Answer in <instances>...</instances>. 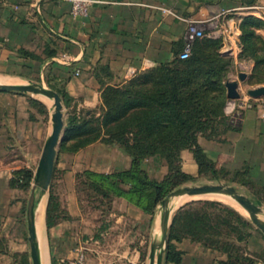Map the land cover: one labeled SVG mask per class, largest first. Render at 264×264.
<instances>
[{
	"label": "crops",
	"instance_id": "1",
	"mask_svg": "<svg viewBox=\"0 0 264 264\" xmlns=\"http://www.w3.org/2000/svg\"><path fill=\"white\" fill-rule=\"evenodd\" d=\"M101 1L84 17L72 19L69 3L63 0H0V81L20 78L60 89L66 98L64 103L61 100L64 123L68 113L98 116L104 86L122 84L143 70L169 62L182 46L185 23L162 13L161 7L182 17L207 20L204 31L211 25L219 30L233 58L232 71L227 74L231 80L239 73L247 75L252 67L250 61L236 59L232 28L236 22L227 15L219 16L217 22L208 20L220 10L264 5V0ZM256 31L264 36V27ZM61 53L69 57L68 63L55 61ZM49 113L47 102L39 96L0 91V264H29L21 215L26 190L12 186L10 178L17 169H29L33 175L50 131ZM230 124L231 128L216 137L197 135L196 142L216 168L226 170L243 187L244 195L260 207L264 218V119L253 106ZM59 144L49 187L65 217L46 229L47 196L42 198L36 211L41 264L72 258L75 243L83 239L92 241L84 264H147L157 204L147 213L126 198L114 196L103 213L92 209L99 215L88 224L74 184L75 174L83 170L103 174L126 170L130 157L118 145L99 140L74 151H59ZM179 158L181 170L197 176L191 150H180ZM143 168L149 179L161 180L167 172L163 153L148 155ZM173 244L180 252L177 264H220L225 259L224 253L188 238ZM245 248L254 256V264H264V236L254 226Z\"/></svg>",
	"mask_w": 264,
	"mask_h": 264
},
{
	"label": "trees",
	"instance_id": "2",
	"mask_svg": "<svg viewBox=\"0 0 264 264\" xmlns=\"http://www.w3.org/2000/svg\"><path fill=\"white\" fill-rule=\"evenodd\" d=\"M263 27L264 21L252 14L237 24L240 34L236 59L252 63L244 79L255 84L264 83V36L256 32ZM182 46L169 62L143 70L122 84L104 86L98 116L67 114L59 151H74L99 140L118 145L130 157L126 170L110 174L83 170L75 174L79 201L91 204L92 209L103 213L114 196H122L151 213L167 192L194 179L180 168L182 149L191 150L197 176L218 180L227 175L205 156L196 137L213 138L231 128L223 106L227 99L225 76L233 59L220 53L219 37L195 38L188 56L178 59ZM53 89L66 102L63 91ZM154 152L163 153L167 167L159 181L149 179L143 168V160ZM31 176L29 169L13 170L10 184L27 190ZM64 217L50 185L44 209L46 229ZM252 227L238 211L218 201L186 202L172 215L163 264L178 263L180 252L173 242L182 238L224 253L220 264H254V256L245 248Z\"/></svg>",
	"mask_w": 264,
	"mask_h": 264
},
{
	"label": "water",
	"instance_id": "3",
	"mask_svg": "<svg viewBox=\"0 0 264 264\" xmlns=\"http://www.w3.org/2000/svg\"><path fill=\"white\" fill-rule=\"evenodd\" d=\"M220 53L229 55L231 51L225 49L220 51ZM245 76V73H239L238 79L243 80ZM224 87L227 99H235L239 96L237 82L235 80L226 81ZM0 91L39 96L47 102L50 111V131L42 144L36 167L30 181L25 213L29 264H40L34 224V210L42 195L47 196L56 148L63 132L64 117L61 99L53 89L45 87V85L41 83L38 84L29 80L19 83L0 82ZM246 93L251 97L264 95V86L248 89ZM203 193H220L229 196L245 210L247 213L246 219L264 236V218L261 216L260 207L253 203L247 196L240 193L234 186L225 183H204L192 186L184 185L167 192L156 205L154 211L156 230L148 247L146 255L147 264H162L163 253L167 242V231L172 215L178 207L184 204L182 203L172 208L170 204L171 200L177 196H191Z\"/></svg>",
	"mask_w": 264,
	"mask_h": 264
},
{
	"label": "built area",
	"instance_id": "4",
	"mask_svg": "<svg viewBox=\"0 0 264 264\" xmlns=\"http://www.w3.org/2000/svg\"><path fill=\"white\" fill-rule=\"evenodd\" d=\"M69 3V16L72 19L78 17H84L87 14L88 9H90L93 5L102 3L101 0H63ZM162 13L169 14L175 19L182 21L185 23L186 27L183 34V46L181 51L177 54L178 59H185L188 56L190 45L195 38H200L203 35H206L211 38L219 37L221 39V46L219 51L229 49L226 47V42L224 38L220 35L219 30L214 28L212 25L209 30H203V24L205 21H197L191 18L182 17L173 13L170 9L167 8H159ZM247 14H252L258 18L264 19V5L261 4H243L236 8H230L225 10H220L216 15H214L208 21L217 22V18L221 15H227L230 20L235 21L236 24L232 26L234 31V40L235 44H238V36L240 34L237 24L240 22L243 17ZM228 22V20H227ZM238 48V46H237ZM230 50V49H229ZM231 51V50H230ZM58 63L66 64L69 61V57L65 53L59 54V56L55 59ZM77 73L76 71L74 72ZM231 106L227 109V113L229 114L230 121H236L240 117V114L243 110L249 109L253 106H257L260 111L261 119H264V95L258 97H251L246 92H239V96L235 99H230ZM92 241L87 239L80 240L75 243L72 251L73 257L70 259H58L59 264H84L86 252L88 251V245ZM95 242V241H94ZM96 243V242H95Z\"/></svg>",
	"mask_w": 264,
	"mask_h": 264
},
{
	"label": "rangeland",
	"instance_id": "5",
	"mask_svg": "<svg viewBox=\"0 0 264 264\" xmlns=\"http://www.w3.org/2000/svg\"><path fill=\"white\" fill-rule=\"evenodd\" d=\"M257 32V31H256ZM258 33V32H257ZM263 36V35H262ZM233 59V58H232ZM238 61V60H237ZM233 63L231 64L227 74L229 73V71H232V67H233ZM226 74V81H230L231 78H229V76ZM248 74V73H247ZM3 78H6V77H3ZM9 80H12V81H0V82H6V83H19V82H24L26 80H23V79H20V78H7ZM235 81L237 82V91L238 92H241V93H245L247 89H251V88H255L257 86H260V85H264V83L262 84H255L253 83V81L251 80H239L238 78L235 79ZM34 83H38L39 82H36V81H32ZM42 84V83H41ZM44 85V84H43ZM45 87H48L45 85ZM49 88V87H48ZM230 102V99H226V102L223 106V113L225 116H229V114L227 113V110H225V106ZM227 108V107H226ZM225 110V112H224ZM229 118V117H228ZM47 123V122H46ZM48 124V123H47ZM230 124V122H229ZM49 125V124H48ZM231 126V124H230ZM48 129H49V126H48ZM53 179L56 178V174L53 175ZM204 183H225V184H228V185H232L234 186L240 193L242 194H245L246 195V191L243 189V187H241L237 182H235L233 176H230V175H225L224 177H222L221 179H218V180H212V179H209L207 176H195L194 179H192L191 181H187V182H184L176 187H174L173 189L177 188V187H181V186H184V185H188V186H192V185H200V184H204ZM171 189V190H173ZM170 190V191H171ZM28 193H29V188L25 191V201L23 203V206H22V212H21V215H22V220H23V234H24V237L26 239L27 237V233H26V223H25V213H26V200H27V196H28ZM80 196V194H78V197ZM225 197L229 202H232L234 204H236L231 198L227 197V196H223ZM194 200H212V201H215L211 198H208V197H193V199L189 200V201H186V202H190V201H194ZM184 202V203H186ZM220 202V201H218ZM221 203V202H220ZM221 204L223 205H227L233 209H235L236 211H238L241 215H243L244 217L247 218V216L245 215V213L242 211V209L236 204V206H238L241 210L237 209V207H235V205L233 204H226L224 202H222ZM82 205V209L83 211L88 214L87 216V220H85L86 223L90 224L92 220H94L95 218H97V216L99 215L98 211H94L92 210L91 207H89L90 205H88L86 202H82L81 203ZM89 212V213H88ZM46 230L44 228V231H43V234H45ZM26 250H27V254H28V244H27V240H26ZM162 264H163V259H162Z\"/></svg>",
	"mask_w": 264,
	"mask_h": 264
},
{
	"label": "bare ground",
	"instance_id": "6",
	"mask_svg": "<svg viewBox=\"0 0 264 264\" xmlns=\"http://www.w3.org/2000/svg\"><path fill=\"white\" fill-rule=\"evenodd\" d=\"M231 106V102H229L228 104H227V109L229 108ZM45 195H42V197L40 198V200L37 202V204H36V206H35V210H34V224H35V231H36V211H37V209H38V205L40 204V202H41V200H42V198L44 197ZM208 197V198H211V199H213V200H215V201H220V202H224V203H226V204H233V205H235V207H237V209H239V210H241L242 209V211L245 213V215H247V213L245 212V210L241 207V206H239L234 200V202L241 208H239L238 206H236V204H234V203H232V202H229L225 197H223V196H227V195H224V194H220V193H203V194H198V195H191V196H188V195H182V196H177V197H175V198H173L172 200H171V202H170V204H171V206H172V208H175V202L177 201V200H179V199H181V198H183V197H186V198H184V199H182L178 204H177V206L178 205H180L182 202L184 203V202H186V201H189V200H191V199H193V197ZM227 197H229V196H227ZM230 198V197H229ZM43 224V223H42ZM38 245V244H37ZM38 251H39V249H38ZM45 255V254H44ZM46 256V255H45ZM39 258H40V264H41V257H40V252H39Z\"/></svg>",
	"mask_w": 264,
	"mask_h": 264
}]
</instances>
